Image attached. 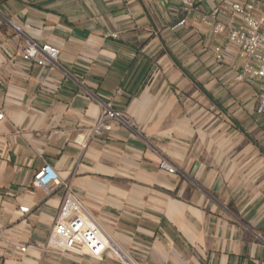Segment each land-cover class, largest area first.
<instances>
[{"label":"crops","instance_id":"crops-1","mask_svg":"<svg viewBox=\"0 0 264 264\" xmlns=\"http://www.w3.org/2000/svg\"><path fill=\"white\" fill-rule=\"evenodd\" d=\"M233 1L0 0V264H264L260 81L233 79L245 60L201 21ZM106 107L121 118L94 130ZM67 190L118 255L44 249Z\"/></svg>","mask_w":264,"mask_h":264},{"label":"built area","instance_id":"built-area-1","mask_svg":"<svg viewBox=\"0 0 264 264\" xmlns=\"http://www.w3.org/2000/svg\"><path fill=\"white\" fill-rule=\"evenodd\" d=\"M180 1L182 13L192 9L195 4V0ZM225 11H230L239 21L225 22L218 18L219 13ZM185 21V17L180 19L178 25H183ZM201 21L211 26L212 34L224 33L227 42L237 50V55L245 60L233 74V79L235 81H244L248 77L259 79L257 111L262 113L264 111V0L220 3L203 14ZM110 36L115 38L117 34L111 33ZM58 55V48L48 43L29 41L22 49L24 59L32 60L40 65L54 63ZM2 116L0 110V120ZM111 118H121V113L112 108H104L97 117L93 129L99 130L103 125L108 127L107 121ZM159 168L168 173L175 172L174 166L165 159L160 160ZM59 184V175L50 164H44L34 173L32 185L42 189L47 195L52 193L54 187ZM19 210L28 212L29 208L20 206ZM44 249L67 250L95 258H100L107 249H110L118 255V250L112 246L106 231L71 190H67L61 199ZM20 250L25 251L26 247L20 246Z\"/></svg>","mask_w":264,"mask_h":264}]
</instances>
